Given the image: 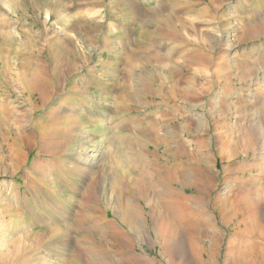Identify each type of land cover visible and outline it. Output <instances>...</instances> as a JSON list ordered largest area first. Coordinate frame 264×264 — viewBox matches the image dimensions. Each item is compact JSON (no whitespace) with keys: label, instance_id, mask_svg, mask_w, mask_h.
<instances>
[{"label":"rangeland","instance_id":"1","mask_svg":"<svg viewBox=\"0 0 264 264\" xmlns=\"http://www.w3.org/2000/svg\"><path fill=\"white\" fill-rule=\"evenodd\" d=\"M0 264H264V0H0Z\"/></svg>","mask_w":264,"mask_h":264},{"label":"bare ground","instance_id":"2","mask_svg":"<svg viewBox=\"0 0 264 264\" xmlns=\"http://www.w3.org/2000/svg\"><path fill=\"white\" fill-rule=\"evenodd\" d=\"M74 63H73V61L71 62V61H64V62H61V63H59V62H50V63H46L45 65H44V67L45 68H61V67H67L68 69L69 68H73L74 67ZM71 70V69H70ZM39 72H41V70H39ZM25 85V84H24ZM40 87V83H39V81H33V83H32V85H26L25 86V91H29V93H31V92H35V91H37L38 89H40L39 88ZM89 87V86H88ZM88 91H90V92H92V94L94 95V96H96L97 94H99V92H98V90H95V89H93V88H91V87H89L88 88ZM66 94H67V91H66ZM77 96V95H76ZM41 98H43V99H41L42 100V102H43V100H44V97L42 96ZM2 108V107H1ZM31 108H33V106L31 107ZM3 110H4V108H3ZM36 110V109H35ZM108 110H110L109 112H112L114 109H111V108H109ZM6 111V110H5ZM94 112H96V111H94ZM5 113V112H4ZM63 113V112H62ZM59 114V113H58ZM64 114V113H63ZM61 115V114H60ZM48 116V115H47ZM52 116H54V115H52ZM78 116V115H77ZM3 119H4V122L5 123H8V116H7V114L6 115H3ZM42 119V118H41ZM36 120V119H35ZM54 120H55V118H50V121L52 122V123H50L51 124V127H54V123H55V126H57L58 128H64V127H66L67 126V123L68 122H71V124H73V122H74V117H73V119H71V117H67V116H64V115H61V117L60 116H58V118H57V121L56 122H54ZM71 120V121H70ZM87 124H89V122H86ZM9 125V124H8ZM86 125V124H85ZM84 125V126H85ZM6 126V125H5ZM20 127V126H19ZM49 127V126H48ZM79 127V126H78ZM50 128V127H49ZM19 129V128H18ZM31 129V128H30ZM58 130V129H57ZM56 130V131H57ZM124 130H126V129H124ZM7 131V130H6ZM54 131V130H53ZM35 132V131H34ZM9 133V132H8ZM50 134H47L46 136L47 137H50V136H54V135H56L54 132H52V131H50L49 132ZM19 135V138H24V136L22 135V134H20V133H18ZM68 134L69 133H67L66 135L68 136ZM144 134H146V133H144ZM9 135V134H8ZM63 135H65V134H63ZM58 136V135H57ZM8 138V137H7ZM10 138V137H9ZM19 138H17V139H10V140H12L13 142H14V145H16V148H17V150H18V152L21 154H23V150H25L24 149V146L26 145H22L21 143L23 142H21V140H19ZM31 138H33L32 136H26V140H29L30 139V141L32 140ZM68 138V137H67ZM54 139V138H53ZM7 141H9L8 139H7ZM54 141V140H53ZM60 141V140H59ZM31 143H32V141H31ZM57 143V142H56ZM24 144V143H23ZM54 145H55V142H54ZM59 145V144H58ZM30 148V147H29ZM27 149V148H26ZM16 150V149H15ZM17 154V153H16ZM21 161V160H20ZM175 178V177H174ZM170 182V181H169ZM174 183V182H173ZM60 189V188H59ZM55 192V191H54ZM173 201V200H172ZM252 208V207H251ZM251 211V210H250ZM167 212V211H166ZM165 212V213H166ZM171 213V212H170ZM126 214V215H125ZM124 215H125V217H124V219H123V223L124 224H127V225H134V221L136 220V217L134 216V215H132L131 213H125ZM171 219L172 218H170L169 219V215H165V214H161L160 215V217H159V220H161L163 223H164V225H165V230H164V233H165V241H164V245H169V243H170V240H171V238L172 237H174L173 235H174V232H175V230H174V226H173V223H174V221L175 220H172L171 221ZM160 223V222H159ZM156 224V223H155ZM158 225V224H157ZM162 225V224H161ZM161 228V227H160ZM163 229V228H162ZM137 230H139V228H137V229H135V231H133V232H135V233H139V231H137ZM162 231V230H161ZM163 233V232H162ZM159 234V233H158ZM163 235V234H162ZM160 238H162V237H160ZM163 241V240H162ZM163 245V246H164ZM166 247V246H165ZM19 248H15V249H13L16 253H17V255H18V252H19V250H18ZM166 249V248H165ZM167 250V249H166ZM20 255V254H19Z\"/></svg>","mask_w":264,"mask_h":264},{"label":"crops","instance_id":"3","mask_svg":"<svg viewBox=\"0 0 264 264\" xmlns=\"http://www.w3.org/2000/svg\"><path fill=\"white\" fill-rule=\"evenodd\" d=\"M111 65V64H110ZM108 74H110L109 72H108ZM145 83H143V85H144ZM89 85V87H91V88H93V89H95V90H97L96 88H94V87H92L90 84H88ZM97 86H99V84L97 85ZM96 86V87H97ZM101 87V86H100ZM144 87V86H143ZM88 90V89H87ZM144 91H146L145 90V88H144ZM87 92H89V91H87ZM102 92L103 93H99L98 95L100 96V97H104L107 93H105L104 91H103V89H102ZM89 93H91V92H89ZM119 93H122V92H120L119 91ZM119 93H117L116 94V96L119 94ZM105 94V95H104ZM109 95H111L112 96V94H111V92H110V94ZM139 96V95H138ZM96 97V96H95ZM106 97V96H105ZM110 101H112L111 102V104H110V107H108V108H104V107H101V108H98L97 109V111L98 112H100V111H104V113H106L107 111H108V109L109 108H112V109H114L112 112H110L109 114L111 115L110 116V118L109 119H112V120H114V117L112 116V114H114V113H116L117 111H118V108L120 109V108H124L122 111H128L129 109V105L126 103V100L124 99V97L122 98V101H121V104L120 105H117L118 103L116 102V103H114L113 102V100H112V98L110 99ZM108 113V112H107ZM114 121H118V120H114ZM126 122H129L128 120H126V117L124 116V117H122L121 118V123H122V125H125L126 124ZM114 123V122H113ZM125 129H127V132L130 130V129H128V126L127 125H125ZM138 131H137V133L139 132V135H141V136H145L144 134H140V132H143L144 130H148L147 128H149V127H147V125H143V124H141V125H139L138 127ZM224 129H225V135H224V138H225V136H228V134H229V132H230V128L229 127H227V129L224 127ZM261 136V133H260V131H259V129L258 128H256V129H254L252 132L251 131H249V132H246V134H245V137H244V139H243V141H244V143H246L247 145H253V143H260L261 142V140H260V137ZM129 138H131V137H129Z\"/></svg>","mask_w":264,"mask_h":264}]
</instances>
